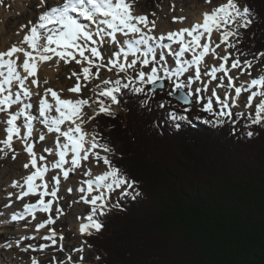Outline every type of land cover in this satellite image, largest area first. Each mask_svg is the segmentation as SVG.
<instances>
[{
    "label": "snow or ice",
    "instance_id": "snow-or-ice-1",
    "mask_svg": "<svg viewBox=\"0 0 264 264\" xmlns=\"http://www.w3.org/2000/svg\"><path fill=\"white\" fill-rule=\"evenodd\" d=\"M45 5L46 0H40L37 7L45 8ZM184 19L173 17L174 21L182 22ZM253 23L254 17L250 7L241 8L237 0H226L211 12L203 13L202 21L190 27L160 34H154L155 20H150L148 15L134 13L133 0H62L60 4L46 7L38 14L36 23L29 21L31 26L19 44H14L6 51H0V112L8 116L3 122L6 125V138L0 140V145H3L0 147V153L12 152V158L15 159L13 142L20 140L23 143L24 151L30 157L24 168L31 166L34 171L23 178L22 184L15 182L13 187L21 189L17 199L30 195L39 197L35 203H26L22 212L12 213L11 219L18 221L28 216L35 219L37 212H43L48 213L49 217L47 221L39 223L36 230L54 224L55 219L52 218L51 212L53 203L59 200L61 176L67 181L70 173H75L81 168L82 162L89 161L91 157L94 163L102 161L107 169L97 175H93L91 168H87L83 173L87 179L82 180L76 190L82 194L80 200L92 207L79 231L82 235H91L92 230L101 231L104 225L99 217L105 216L111 210L108 204L110 194L117 189H125L123 194L131 195L128 190L135 189L139 182L112 162L110 156L113 149L107 143L100 142L102 137L98 133H88L84 130L83 125L87 121L83 119V108L90 107L91 103L99 104L98 110L89 120L100 114L111 116L114 114L112 106L120 103L118 96L122 89L131 87L136 93H144L145 86L151 85L148 91L155 93L158 84L163 89V82L168 81L172 85L170 96H177L182 92L180 100L185 105L203 103L202 110L215 117L216 123H224L233 115L228 102L231 89L234 88L237 99L242 92H251L247 107L252 106V101L257 96H260L261 100L256 106L255 115L248 113V126L264 124V74L241 83L240 86H236L233 76L229 75L233 69H241L242 74L253 66V60L241 61L240 57L246 54L237 48L242 42L241 29H247ZM214 32L218 33L219 42L213 39ZM104 45H108L112 53L107 58L102 52ZM221 45H224L223 55L216 51ZM228 49H236V52L230 53ZM210 53L222 61L218 66L208 68L205 65V57ZM253 55L258 60L259 57H264V52ZM54 58L57 65L60 61L66 64L75 61L81 65L79 74H71L76 78V84L68 90L69 92L80 93L81 81L87 86L92 79H99L102 69L115 72L117 79L102 81L104 85L111 86L95 92L94 99H65L51 87L45 88L41 94L39 89L49 81L47 78L40 81L39 67ZM150 65V70L144 71V68ZM190 72L192 75H187ZM121 73L124 74L123 77H120ZM218 73L222 75L217 86L226 88L223 100L215 90L209 97L202 94L208 91V83L217 80ZM205 76L209 77L207 82L203 79ZM225 78L228 80L227 85L223 83ZM197 83L202 86L193 90L192 86ZM99 87L97 85L98 89ZM185 89L187 91H184ZM193 96L196 97L195 101ZM33 97L37 99L33 100ZM214 100L219 106L218 111L214 110ZM34 104L38 105L36 113L32 111ZM17 105L20 107L11 111ZM185 111H190V108ZM240 115L243 116V113ZM171 118L182 121L186 116L172 113ZM37 124L46 130L38 135L40 142L46 139V134H56L54 147L43 149L48 155L58 157L54 161L49 162L43 154L34 151L37 140L34 138V132ZM176 127L179 128L180 124L177 123ZM246 135L251 138L255 133L248 131ZM57 169L59 173L52 176L51 181L45 179L49 171ZM66 190L73 191L72 188ZM139 194V191H136L132 198L135 199ZM45 197L51 199L46 201ZM57 211L63 214L61 209ZM49 232L50 234L42 239L56 245L55 229H49ZM59 239L63 240V235H60ZM4 247L10 249L12 243H6ZM44 247L47 245L41 246L40 250ZM62 247L61 245V250ZM67 260L72 261L71 255ZM33 264H38V261L33 260Z\"/></svg>",
    "mask_w": 264,
    "mask_h": 264
},
{
    "label": "trees",
    "instance_id": "trees-1",
    "mask_svg": "<svg viewBox=\"0 0 264 264\" xmlns=\"http://www.w3.org/2000/svg\"><path fill=\"white\" fill-rule=\"evenodd\" d=\"M141 1L154 10L167 0ZM244 6L254 23L241 29L239 49L264 52V0ZM150 88L122 89V110L96 122L112 162L139 182L88 238L99 263L264 264V124L249 127L235 113L215 125L209 113L185 111L166 89Z\"/></svg>",
    "mask_w": 264,
    "mask_h": 264
},
{
    "label": "rangeland",
    "instance_id": "rangeland-1",
    "mask_svg": "<svg viewBox=\"0 0 264 264\" xmlns=\"http://www.w3.org/2000/svg\"><path fill=\"white\" fill-rule=\"evenodd\" d=\"M19 2V3H18ZM48 6H53L62 3V0H46ZM226 0H167L165 3L158 5L154 10L148 9L144 2L141 0H133V7L135 14H145L148 15L150 20L156 21V28L154 32L157 34L158 31L162 28L163 25L168 27L177 26V23L180 21H174L173 17H184L185 19L182 21L184 23H188L190 20L191 24H193V15L199 14L202 10H211L223 3ZM40 0H22L20 3L19 0H0V48L3 51L5 49L8 50L11 47V44H17L22 41L23 36L28 32L29 27V17L23 16L25 13H31V15L38 16V10L34 8H30V6L34 5L37 9V5H39ZM237 3L241 8L244 7V0H237ZM22 4V5H21ZM21 5V6H20ZM155 13V15H152ZM193 22V23H192ZM164 23V24H163ZM163 24V25H162ZM22 25H27L28 27L22 28ZM185 25V24H184ZM1 26L3 28L1 29ZM23 32V33H22ZM217 42H219V35L214 38ZM241 44V43H240ZM240 44L237 45V48H240ZM217 49V53L223 55V49ZM107 49V51H105ZM102 52L107 56H110L111 49L108 45H104L102 48ZM228 52L235 53L236 49H228ZM246 55H242L240 57L241 61L244 60H253V66L251 69L243 71L241 74V69H233L229 72L231 76H233L234 81L237 83V86H240L241 83L248 82L253 78H257L259 75L264 74V64L260 61V58L257 60L256 57L252 53H245ZM211 57L205 58V65L208 68H211L213 65L218 66L222 61L219 58H214V56L210 53ZM233 59L235 56L232 57ZM209 60V61H208ZM169 63L171 64V58H169ZM43 64V63H42ZM231 60L227 65L230 67ZM50 66V67H49ZM137 67H140L137 65ZM150 67L144 68V71H149ZM50 69V70H49ZM47 70V71H46ZM95 71V69H93ZM73 72L80 73L81 65L72 61L70 63H64L60 61L57 65L56 58H54L50 63L43 64L41 66V76L40 81H43L45 78L48 79L49 83L44 86V88L51 87L57 92L60 93L62 98H74L76 99H94L95 92L102 90L104 87H109L111 85H104L102 81L105 79L115 80L117 79L115 72H108L106 69H102L100 73L99 79H92L90 83H87V86H84V82L81 81L82 89L80 93H72L68 90L75 86L76 78L71 74ZM236 72V73H235ZM249 72L251 75H249ZM123 73L120 74V77H123ZM187 75H192V73H188ZM222 73L217 74V80H212L207 84L208 91L202 93L205 97H209L212 95L213 90L221 97L223 100L225 98L226 88L218 87L217 85L220 83V76ZM71 77V78H70ZM204 81L207 82L209 77H203ZM224 85L228 84L227 78L223 80ZM99 85V89L97 88ZM150 87L151 85H147L146 87ZM199 83L194 84L192 86L193 90L196 87H200ZM166 91L170 92L172 90V85L167 81ZM63 90V91H61ZM254 89L253 91H255ZM187 91V89H185ZM232 91L234 88L230 90L231 96L229 98V104L231 106V111L233 115L235 113L241 114L243 119L248 120V113H251L253 116L255 115V110L257 104L260 102L261 97L257 96L252 101V106L247 107L248 97L251 95V92H242L240 97L235 101L239 102L235 105L232 98ZM242 96V97H241ZM195 101L196 97H192ZM33 100H36L33 98ZM232 101V102H231ZM206 102V101H205ZM38 105L34 104L33 113H36ZM114 114L119 113L121 109L120 103L118 105H113ZM99 104L91 103V106H84L83 112L85 113L83 119L87 121L83 125V128L86 129L88 133H98L100 136L99 129L97 127V119L102 115H96L94 119L89 120L90 116H93L95 112L98 110ZM190 111H203V103H193L192 106H189ZM214 110H219V106L215 103L214 100ZM205 112V111H204ZM8 118L7 114L0 112V140L6 138L5 127L6 125L3 123ZM188 119V117H186ZM249 121V120H248ZM222 124V123H216ZM37 129L34 132V138H37L36 145L34 151L38 154H43L46 157V160L51 162L57 159L55 155H48L43 151L44 148H52L55 145V138L53 136L48 137L46 134V139L43 142L38 140V135L41 131L46 130L42 125L37 124ZM23 135V130L22 133ZM101 142V141H100ZM102 143V142H101ZM3 147V145H0ZM111 147V146H110ZM13 148L15 150V159L12 158L13 153L7 152L0 153V173L2 171V180H0V234H2V238H0V257L3 260L0 264H33V260L38 261L39 264H100V259L97 255V252L91 249L88 244V236H81L78 229V223L83 222L85 216L91 212V205L86 204L80 200L81 193L78 194V197H75V194L72 192H68L67 188H72L74 191V186L76 184L79 186L80 182L84 179H87L83 175L84 171L87 168H91L92 172L95 174L104 172L107 169V166L103 164V162L94 163L93 159L90 157L89 161L85 162L84 165L81 166L80 169H77L75 173H70L69 175V183L67 181L63 182V185H60V189L58 192L59 200L53 203L54 208L52 209L51 216L55 219L54 224H48V228H53L57 233V244L52 245L49 243V247L43 250H40L41 246L45 245V242L42 240V237L45 235H49V229H40L41 232H36V226L38 223L47 221L49 214L41 212L35 219L28 218L27 220L17 221L19 223H12L10 217H8L11 213H15L14 211L17 208H22L24 203H35L39 197H29L26 198L25 201L19 200L16 196L20 193L21 189L19 187L10 188L9 184L13 181L23 183V178L26 177L29 173L34 171V169L29 166V168L25 169L24 164L29 163L30 157L26 151H24V145L20 140H15L13 143ZM112 148V147H111ZM113 149V148H112ZM115 156V152L110 156V159L113 161ZM38 163H40L38 161ZM49 181H51V177L59 173V170L49 171ZM71 180V182H70ZM68 183V184H67ZM52 184L50 182V188ZM125 189H117L110 195V200L108 202L110 209L114 208H122L120 206V198L124 199L126 196L123 194ZM131 195L134 192V189L128 190ZM13 196L15 200L12 199ZM128 196V195H127ZM51 199V197H45V200ZM16 202L15 204H12ZM12 204V205H11ZM10 205V207H6ZM17 206V207H16ZM61 207V208H60ZM83 207V208H82ZM18 209V211L20 210ZM57 209H61L62 213L57 211ZM100 218V217H99ZM35 231V232H33ZM59 233L64 235V240H60ZM30 236H38L34 239L25 240V238ZM84 237V239H83ZM38 239V240H37ZM5 242H11L12 247L6 248L4 245ZM86 242V244H85ZM31 245V247H29ZM61 245L62 250H61ZM3 246V248H2ZM83 249V251H76V249ZM27 249V251L25 250ZM104 254V252H102ZM71 255L72 261H68L67 257ZM83 257L81 260L80 258ZM8 259V260H7ZM12 260V261H11Z\"/></svg>",
    "mask_w": 264,
    "mask_h": 264
},
{
    "label": "bare ground",
    "instance_id": "bare-ground-1",
    "mask_svg": "<svg viewBox=\"0 0 264 264\" xmlns=\"http://www.w3.org/2000/svg\"><path fill=\"white\" fill-rule=\"evenodd\" d=\"M20 1V3H22V0H19ZM19 3V2H18ZM22 5V4H21ZM20 5V6H21ZM54 6V5H53ZM46 7H48V4H47V2H46V5H45V8ZM30 8H34V9H36V10H38V13H42L44 10H45V8H36L34 5H32V6H30ZM205 12H210V11H208V10H202L199 14H197V15H193L192 16V19H193V22L194 23H196V22H200V21H202V19H203V13H205ZM26 15V17H29L30 19H29V21H31L33 24L34 23H36V21H37V18H38V16H35V15H31V13H24L23 14V16H25ZM192 22V23H193ZM193 23V24H194ZM164 24V23H163ZM162 24V25H163ZM185 24V25H184ZM193 24H191V22H190V20L188 21V23H184V22H180V23H177V26H173V27H166L165 25H163L162 26V28L160 29V31H158L157 32V34H160V33H167L168 31H175V30H179V29H181V28H185V27H190L191 25H193ZM3 28V26H1V29ZM23 33V32H22ZM154 34H156L155 32H154ZM217 34L218 33H216V32H214L213 33V39L215 38V37H217ZM26 35V34H25ZM118 36H119V34H118ZM24 37V36H23ZM202 43H203V41H202ZM17 44H19V43H17ZM14 45V43H12L11 44V47ZM26 47V46H25ZM175 47V46H174ZM222 47H224V45H222ZM0 51H3V47H2V49L0 48ZM4 51H5V49H4ZM208 57H211V55L209 54L207 57H205V58H208ZM170 58V57H169ZM168 58V59H169ZM21 59H23V57H22V55H21ZM209 61V60H208ZM47 63H50V61L49 62H47ZM46 64V63H45ZM43 64H41L40 65V67H39V75H38V77L40 78V76H41V66H42ZM50 67V66H49ZM50 70V69H49ZM47 71V70H46ZM236 73V72H235ZM229 75H231V74H229ZM236 83V82H235ZM45 86V85H44ZM44 86L42 85V87L39 89V91L41 92V94L43 93V90L45 89L44 88ZM236 86H237V83H236ZM254 90V89H253ZM242 97V96H241ZM33 98H35V99H37L36 97H33ZM50 98V97H49ZM70 98V97H69ZM232 98H233V100H236L237 98H235V95H234V91H232ZM72 99V98H71ZM74 99V98H73ZM232 102V101H231ZM239 102H237V101H235V105H237ZM232 104H233V102H232ZM17 106H19V105H17ZM33 111V110H32ZM53 114H55V113H53ZM36 129H37V127H36ZM86 131V130H85ZM87 132V131H86ZM51 136H53L54 138H55V136H56V134L55 133H52V134H48V137H51ZM15 141V140H14ZM54 146V145H53ZM84 163L85 162H82V165H84ZM38 165H39V163H38ZM1 173H2V171H1ZM0 173V180H2V174ZM93 173V175H97V174H101V173H103V172H101V173H97V174H95L94 172H92ZM30 174V173H29ZM28 174V175H29ZM49 176H50V173L48 172L47 173V175H46V177H45V179L46 180H49ZM65 180L63 179V177L61 176V184L60 185H63V182H64ZM15 182H17L16 180L15 181H13V182H11L10 184H9V189L10 188H15V187H13V184L15 183ZM67 182L69 183V179L67 180ZM70 182H71V180H70ZM38 183H39V181H38ZM67 183V184H68ZM80 185V184H79ZM79 186L76 184V186H74V191H72L74 194H75V197H78V194H79V192L76 190L77 188H78ZM20 189V188H19ZM49 189H51L50 188V183H49ZM111 195V194H110ZM18 196V195H17ZM17 196H16V198H17ZM34 196H37V195H30V196H28V197H25L24 199H19V200H23V201H25L26 200V198H29V197H34ZM79 198V197H78ZM12 199H14L15 200V197L13 196V198ZM110 200V199H109ZM109 202V201H108ZM16 202H14L13 201V203L12 204H15ZM11 204V205H12ZM24 205H25V203H24ZM17 207V206H16ZM20 208V207H19ZM19 208H17L14 212L15 213H17V212H22L23 211V209L22 208H20V210L18 211V209ZM54 208V206L52 207V209ZM83 208V207H82ZM41 212H37L36 213V216H38L39 214H40ZM12 214V213H11ZM11 214L8 216V217H10V220H12L11 219ZM31 219H32V217H30ZM29 218V219H30ZM26 219H28V217H26L25 219H23V220H26ZM23 220H18V221H23ZM13 222H17V221H13L12 220V223ZM86 222V220L84 219V221L83 222H80V223H78V229H79V227H80V225L82 224V223H85ZM39 224V223H38ZM36 228H37V226H36ZM44 229V228H43ZM45 229H49L47 226L45 227ZM33 232H35V231H33ZM36 232H41V230H39V231H37L36 230ZM79 233H80V231H79ZM61 234L59 233V236H60ZM80 235L81 236H87L86 234H81L80 233ZM46 236V235H45ZM33 237H38V236H30V235H28L26 238H25V240H28V239H33ZM84 237H83V239H84ZM63 238H64V235H63ZM45 240V239H44ZM49 242L50 241H48V240H45V245H48V247H49ZM85 244H86V242H85ZM48 247H44V249H46V248H48ZM2 248H3V246H2ZM95 251V250H94ZM98 255V254H97ZM99 256V255H98ZM99 259H100V257H99ZM8 260V259H7ZM12 261V260H11ZM3 262V260L1 259V257H0V263H2ZM4 264H5V262H4ZM39 264V263H38Z\"/></svg>",
    "mask_w": 264,
    "mask_h": 264
},
{
    "label": "water",
    "instance_id": "water-1",
    "mask_svg": "<svg viewBox=\"0 0 264 264\" xmlns=\"http://www.w3.org/2000/svg\"><path fill=\"white\" fill-rule=\"evenodd\" d=\"M163 84H164V87H163V89H161L160 88V85L158 84L157 86H156V91H158V90H164L165 89V87H166V84H167V81H164L163 82ZM152 87V86H151ZM155 91V92H156ZM185 91V90H184ZM183 95V93L181 92V93H179L177 96H172L173 97V99L175 100V101H179V103L180 104H182V105H184V106H191V105H193V104H191V105H185L181 100H180V96H182ZM193 99V98H192ZM194 101V100H193Z\"/></svg>",
    "mask_w": 264,
    "mask_h": 264
}]
</instances>
